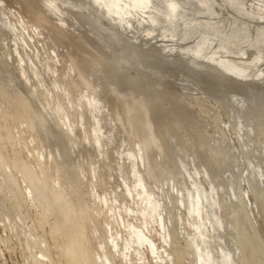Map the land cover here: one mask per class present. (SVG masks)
<instances>
[{"label":"rangeland","instance_id":"374dc122","mask_svg":"<svg viewBox=\"0 0 264 264\" xmlns=\"http://www.w3.org/2000/svg\"><path fill=\"white\" fill-rule=\"evenodd\" d=\"M203 1L204 0H0V38L4 36L0 39V53L3 51L0 57L5 52V54H3L4 57L2 56L0 58V74H2L0 75V94L2 92L3 94L7 93V96L9 97L6 100V94H2L0 96V108L2 109L1 104L3 106V110L0 111V124L3 122L0 125L3 135V139L0 140V153L2 156L0 161V264H71L68 262L67 256L63 254L64 244L67 238L61 233H56L53 228L57 222V219H60L59 211L57 209L58 207L55 206L52 210L53 212L46 209L45 204L43 201H41L42 199H40V197L37 195L35 188L32 187L34 190L31 189L26 177L17 167L13 165L12 160L14 159L17 162H22L25 164L34 173H38V179L40 177L42 178H40L41 181L39 179L40 182H38L36 185L37 189L41 184L47 188L50 186L49 189L57 192L58 195L60 193V196L62 199H64L63 201L73 205L74 210L78 215V219L80 217L79 220L85 225V241L83 240L84 243L82 242V244L85 246L83 247L85 254L88 256V259L90 258L88 260L89 264H95L93 262V256L97 251L103 252V250L107 253V255L109 254L108 256L110 258L113 257V261L118 264V257L120 254L113 243L114 238L112 236L114 234L118 236L122 234L124 236V241L120 242V249H122L123 246H125L126 238L131 237V233L126 236L123 234V232L125 229H127V227L131 228L132 224L136 223L139 216L142 218V220H144V224L149 225L148 230L145 225L146 229L142 230L141 234L143 233V237H148L150 240L147 241V239H144L141 244H139V248L144 251L146 250V246L152 243V246L154 247V257H150L151 260L149 261L153 264H167V260H169L170 264H173V262H175V264H200L201 262V264H217L215 258L208 259V256L202 251V245L207 242L206 239L209 240V236L212 233V226L208 215L209 213L207 211V206H209V210L219 216L222 220V225L216 232L217 236H214L213 239L209 240L211 249L215 255H219L221 251L228 250L231 253V257L233 256L235 258L234 259L232 257L231 261H221L220 264H264V261H262L264 260V212H261L254 200V197L257 194L264 196V129H262L264 128V122L261 124V121H264V103H262L264 102V99H261L264 98V95H262V93H264V82H262L264 81L262 80L264 79V46H262L264 45V39L261 38V36H264L261 35V32L264 33V15H262V13H264V0H205L206 2L204 1V3ZM205 10L208 12L210 11L209 14ZM4 11L6 16H4ZM180 15L182 17H180ZM11 21L14 22L12 23ZM5 23L6 25H4ZM9 24L15 26L13 33L8 27ZM244 29H246V32ZM7 30H10L11 33ZM15 31L18 33V36ZM256 33L259 34V37ZM93 34L96 35V37H94ZM246 34L249 35L247 36ZM257 38L261 39L258 40ZM80 41L83 44L85 42L86 43L83 45ZM60 45H62V47ZM59 50H63V52H60ZM119 50L120 52H118ZM120 53H123V55L121 54L122 57H120ZM112 55L114 59L118 56L120 58H116L115 60L117 61L113 59V62L111 63L110 60L112 61ZM123 56H126L127 60L124 59L125 57L123 58ZM48 59H50V61L54 64L50 63L52 64L50 65L48 63L50 62ZM102 59L104 60L102 61ZM1 60L5 63H2ZM65 60L68 62H65ZM100 62L101 66L98 65ZM62 65L64 66L61 67ZM241 65L243 68H241ZM82 66L84 67L82 68ZM67 67H70V69L68 68L70 72ZM84 68L85 70L87 68V72L84 70ZM92 68L93 71H91ZM66 69L68 71H66ZM245 69L248 70L245 71ZM56 70L58 71L56 72ZM109 70H114L115 73L113 74L116 77L113 76L112 71L109 73ZM1 71L3 73H1ZM94 76L96 77L94 78ZM254 76L257 77L255 78ZM53 79H55V81ZM179 79H182L181 81L183 82L179 81ZM258 79L260 82H258ZM99 80L101 82H99ZM202 80H205V83ZM192 81H194L195 84ZM7 82L10 85H7ZM188 82L190 85H187ZM202 82L203 84H201ZM230 82L232 83L230 84ZM76 83L78 85H76ZM101 83L103 87L101 86ZM237 83L244 86L241 87ZM148 84L150 85L147 86ZM227 84L228 87H226ZM254 84H257V86ZM12 85L14 89H11ZM199 85H201V88L204 86L206 90L204 88L201 89ZM234 86H236V88ZM245 86L250 90H248ZM15 87L17 91H15ZM45 87L47 88L45 89ZM243 88H245V93L242 91ZM255 88L258 92H261V94L256 93L257 91ZM94 89L96 92H94ZM238 89H240V92L242 91L241 94ZM10 90L13 92L11 91V93H9ZM183 90H185L184 92H187H181ZM192 90L193 92H191ZM231 90L234 92L238 91L236 96L239 94L240 97L236 98L235 94H233L234 92H230ZM114 91H116V94H114ZM248 91L252 93H248ZM187 93L190 95L188 96ZM82 94H84L83 97ZM136 94H139L138 96H142L143 98L141 97V100L138 99L140 97H138ZM242 94L243 97L246 94L248 99L244 97L245 101H243ZM77 95L78 97H76ZM252 95L254 96L252 97ZM3 96H5V98ZM79 96L82 97V101ZM85 96L88 98L86 99ZM230 96H232L238 103L233 101L234 99L232 97L230 98ZM256 96H258L257 98L261 99L259 102L258 100L254 101L257 99L255 98ZM2 97L5 99L4 102ZM75 98L76 100H74ZM103 98L107 99L104 100L106 104L102 102ZM194 98L197 99L194 100ZM120 99L124 104H121L122 101ZM187 100L192 102L191 106ZM248 100L250 101V104L248 103ZM84 101L86 103L88 102V104L85 103L87 108H85ZM28 102L30 107L28 106ZM94 103L99 104L93 105ZM108 103H110L109 105H112L113 107L111 106V108ZM216 103L217 105L215 108ZM192 104H194V106ZM240 104L242 107L245 104V108H242ZM25 105H27L31 111L33 118L32 121H28L29 119L27 118V109ZM124 105H126V107ZM138 105H140V107ZM223 105L227 109L223 110ZM6 106H9V109ZM187 106H189V108H187ZM247 106H249L248 109ZM88 107L91 108L89 109ZM183 107L184 111L182 110ZM232 107L234 109L231 111L230 108ZM254 107L257 109V111L253 109ZM84 108L88 111L86 112L83 110ZM220 108H222V111ZM39 109L41 112L44 111L43 114ZM92 110L96 113H93ZM121 110L122 112H120ZM125 110L127 113L126 115L124 114ZM227 110H229V112H227ZM236 110L237 113L235 112ZM241 110H243V112ZM247 110H250L253 113ZM12 111L14 118L13 115L11 116ZM224 111H226L227 114ZM3 112L6 116L8 115V118H5L6 116L2 115ZM79 112H82L83 114H79ZM103 112L106 117L104 116ZM114 112H119L120 114L117 113L118 115H116L120 118L116 117ZM183 112H186L185 115H183ZM231 112L235 116H232ZM15 113L17 116H15ZM187 114L191 116L193 114V117H188ZM89 115L91 117H89ZM245 115L249 117L247 118ZM43 116H45V118ZM34 117L36 118V122L34 121ZM88 117L90 118L89 120ZM166 117H168L167 120ZM185 117H187V119ZM226 117L229 119H226ZM236 117L237 120L239 118L238 121L240 126H235L233 123L238 122L236 121ZM255 117H257V119ZM82 118L83 120H81ZM123 118L125 119V122L126 120L128 122L125 123ZM216 118L218 119L219 124H217V121H215L217 120ZM180 119L181 121L178 124L177 122ZM184 119L186 121L189 119L191 122H195L196 126L191 122H189V125H187L188 122H185ZM233 119L234 121H232ZM107 120L110 123H108ZM169 121L170 123H168ZM243 121L247 125H241V122L243 123ZM246 121H249L248 123L251 121L252 122L249 125L246 123ZM8 122H10L9 125ZM148 123L151 126V133L145 128V125ZM184 123L186 124L184 125ZM190 123L192 125H190ZM256 123H260V126H258ZM15 124H17L18 127ZM28 124L30 127H28ZM33 124L34 126L32 127L31 125ZM54 124L56 125L54 126ZM177 124L179 126H177ZM214 124L216 125L214 126ZM67 125L69 127H67ZM251 125L256 130L253 127H250ZM19 126L21 128H19ZM134 126L136 130L132 132ZM186 126L190 127L187 128ZM243 126L245 128L247 126L249 127H247L248 129L241 132L244 128ZM255 126H258L259 129ZM235 127L239 133H236V129H234ZM241 127L243 128L239 131ZM19 129L20 132L18 131ZM107 129L109 133L112 134V138L110 134H108V131H106ZM185 129H187V131ZM172 130L174 131L172 132ZM6 131L7 133H5ZM193 131L196 133V135L193 133ZM201 131L202 133H200ZM234 131L237 135L234 133ZM15 132H17V134H15ZM256 132L259 133L257 134ZM26 133L27 135H25ZM69 133H72V136L69 135ZM159 133L162 134L158 135ZM246 133L248 135H246ZM184 134H189L187 135L188 138L185 137ZM15 135L17 137H15ZM105 135L109 136L108 139ZM121 135L122 137H120ZM137 135L138 138L136 137ZM149 135L150 137L154 138L155 144H153L145 152L142 148V143L149 137ZM250 135L252 137L254 135L256 136L251 138ZM10 136L15 137L16 141ZM104 136L106 139H104ZM220 137H223L224 140ZM244 137L246 139H244ZM217 138H219L221 141ZM247 138L249 140H247ZM130 139L133 143H131ZM253 139H255V141ZM202 140L208 142L204 143ZM251 140L254 142H251ZM21 141L22 143H20ZM62 141L66 143H63ZM107 141H109V143ZM249 141L252 143L251 146H248L247 148L244 146L246 151L241 149L243 145H240L239 142L241 144L245 143L247 146ZM23 142L26 144L24 145ZM212 142L215 146H213ZM62 145L66 146L65 152V146L63 147ZM191 146H194L195 148ZM206 146H209L210 148ZM197 147L200 149V152ZM71 150L72 153L70 152ZM215 150V154L220 153V155L210 154L214 153ZM48 151L51 153L49 154ZM98 151H100V153ZM55 152H57L58 155ZM198 154L200 159L198 158ZM56 155L58 158H56ZM217 156H219V159L216 158ZM210 157H213V163ZM164 158L167 159V161ZM214 159L215 161L219 160V163L215 162ZM198 160L200 162H198ZM165 161L168 162V164ZM223 161L225 165L222 163ZM64 162L66 163L64 164ZM35 164H37V166ZM217 164L221 167H219ZM138 166L140 169H138ZM226 166L227 170L224 172ZM57 167L59 172H63L62 176L58 171H56ZM218 167L221 169L219 170ZM5 168L7 169L8 173H10V175L6 173ZM192 168L195 170L193 171ZM207 170L208 172H205ZM68 171L70 172L68 173ZM57 175L61 177H59V181L61 182L58 181ZM208 175H213V182V178L209 176L211 179L209 180ZM250 176L255 179V181ZM5 177H8V180ZM140 180L141 183L146 187V192H144L142 188H139ZM143 181L145 183H143ZM215 181L218 184H215ZM251 182L253 183L250 184ZM66 183L68 185L70 183V185L68 186ZM75 186H78V188L76 189ZM32 201H34V203ZM94 203L96 205H94ZM157 204L159 207H157ZM98 206H100V208ZM157 208H159L158 211ZM247 210H249V212ZM239 211L242 214H239ZM237 213L238 215H241L242 218L241 216L237 217ZM232 216L237 218V220L240 219L241 222L243 221L242 224L238 220L244 232L246 231L248 236H252V234L255 235L254 239L257 241H254L257 242V244L261 243L260 241H262V244L259 245L257 250L252 254L254 257H252L251 262L241 258V251L237 246L239 243V236L232 230V223L235 221ZM94 217L97 221L94 219ZM223 218L225 220H223ZM113 221L115 222L114 224ZM253 223H256V226ZM102 225L106 227H103ZM109 226H112V228ZM230 229L233 231V233L230 231ZM159 230H161V233ZM89 233L90 235L92 233V235L90 236ZM233 238H236V240ZM54 239L57 240L55 241ZM161 239L164 240L162 241ZM228 240L229 242L227 245ZM157 241L159 243H157ZM107 244L108 246L106 247V250L111 248L109 253L104 249L105 245ZM99 245H101V247ZM199 251L201 253L203 252V255ZM257 254L261 256H257ZM203 256L205 258H203ZM94 258L97 257L94 256ZM157 258L160 260L158 261ZM202 258L207 261H204ZM143 261L146 263L148 262L149 264L147 258ZM143 261L135 259L134 263L143 264Z\"/></svg>","mask_w":264,"mask_h":264},{"label":"bare ground","instance_id":"6f19581e","mask_svg":"<svg viewBox=\"0 0 264 264\" xmlns=\"http://www.w3.org/2000/svg\"><path fill=\"white\" fill-rule=\"evenodd\" d=\"M168 1V0H167ZM205 1V0H204ZM204 1H203V3H204ZM217 1V0H216ZM128 2V1H127ZM140 2V1H139ZM177 2V1H176ZM188 2H191V1H188ZM206 2V1H205ZM104 3V2H103ZM174 3V2H173ZM219 3V2H218ZM123 4V3H122ZM198 4V3H197ZM206 4H208V3H206ZM206 4H204V5H206ZM183 5V4H182ZM192 5V4H191ZM2 6V5H1ZM48 6V5H47ZM173 6V5H172ZM217 6V5H216ZM7 7V6H6ZM12 7V6H11ZM186 7V6H185ZM202 7H205V6H202ZM39 8V7H38ZM176 8V7H175ZM189 8V7H188ZM187 8V9H188ZM206 8H207V6H206ZM205 8V9H206ZM211 8V7H210ZM165 9V8H164ZM183 9V8H182ZM196 9V8H195ZM2 10V9H1ZM10 10V9H9ZM178 10V9H177ZM189 10V9H188ZM204 10V9H203ZM207 10V9H206ZM205 10V11H206ZM193 11V10H192ZM204 11V12H205ZM44 12V11H43ZM198 12H200V11H198ZM203 12V11H202ZM206 12H208V11H206ZM210 12V11H209ZM209 12H208V14H209ZM1 13V12H0ZM4 13H5V11H4ZM4 13H2V14H4ZM12 13V12H11ZM179 13H180V11H179ZM9 14V13H8ZM165 15H166V13H165ZM204 15V14H203ZM260 15V14H259ZM262 15H264V13H262ZM4 16H6V13H5V15ZM13 16V15H12ZM15 16V15H14ZM64 16V15H63ZM118 16V15H117ZM10 17V16H9ZM56 17V16H55ZM180 17H182L181 15H180ZM260 17V16H259ZM8 18V17H7ZM69 18V17H68ZM252 18V17H251ZM262 18V17H261ZM5 19V18H4ZM8 19H10V18H8ZM7 19V20H8ZM49 19V18H48ZM237 19V18H236ZM43 20V19H42ZM50 20H52V19H50ZM66 20H68V19H66ZM214 20V19H213ZM65 21V20H64ZM70 21H72V20H70ZM235 21V20H234ZM12 23L14 22V21H11ZM15 22H18V21H15ZM45 22V21H44ZM72 22H74V21H72ZM241 22V21H240ZM244 22V21H243ZM9 23V22H8ZM18 24V23H17ZM56 24V23H55ZM4 25H6V23L4 24ZM15 25V24H14ZM65 25V24H64ZM246 26V25H245ZM8 27H9V29L10 30H12V33H13V30H14V28H15V26H13V25H8ZM17 27V26H16ZM67 27V26H66ZM86 27V26H85ZM5 28H6V26H5ZM20 28V27H19ZM22 28V27H21ZM247 28V27H246ZM262 29V28H261ZM10 30H7V31H9L10 32ZM246 29H244V31H245ZM250 30V29H249ZM4 31V30H3ZM2 31V32H3ZM88 31V30H87ZM238 31V30H237ZM243 31V32H244ZM258 31V30H257ZM16 32V31H15ZM246 32V31H245ZM11 33V32H10ZM17 33V32H16ZM20 33V32H19ZM242 33V32H241ZM7 34V33H6ZM21 34V33H20ZM37 34V33H36ZM71 34V33H70ZM244 34V33H243ZM242 34V35H243ZM256 34H258V33H256ZM2 35V34H1ZM13 35V34H12ZM53 35V34H52ZM94 35V34H93ZM107 35V34H106ZM234 35V34H233ZM236 35H239V34H236ZM247 35V34H246ZM249 35V34H248ZM247 35V36H248ZM261 35H264V33H262L261 32ZM17 36H18V33H17ZM258 37H259V34L257 35ZM4 36H2L1 38H3ZM35 37V36H34ZM47 37V36H46ZM46 37H45V40H46ZM51 37V36H50ZM84 37V36H83ZM94 37H96V35H94ZM234 37V36H233ZM236 37V36H235ZM240 37V36H239ZM244 37V36H243ZM0 38V39H1ZM105 38V37H104ZM241 38V37H240ZM248 38V37H247ZM261 38L262 39H264V36H261ZM260 38V39H261ZM16 39V38H15ZM233 39V38H232ZM239 39V38H238ZM245 39V38H244ZM258 40H260L259 38H257ZM4 40V39H3ZM96 40V39H95ZM100 40V39H99ZM240 40V39H239ZM2 41V40H1ZM84 41V40H83ZM87 41H88V39H87ZM250 41V40H249ZM262 41V40H261ZM22 42H23V40H22ZM27 42V41H26ZM33 42V41H32ZM50 42V41H49ZM81 42V41H80ZM3 43H4V41H3ZM36 43V42H35ZM64 43V42H63ZM82 43V42H81ZM86 43V42H85ZM84 43V44H85ZM258 43V42H257ZM34 44V43H33ZM83 44V43H82ZM83 44V45H84ZM102 44V43H101ZM15 45V44H14ZM116 45V44H115ZM262 45V44H261ZM19 46V45H18ZM45 46V45H44ZM61 47H62V45H60ZM96 46V45H95ZM94 46V47H95ZM202 46V45H201ZM258 46V45H257ZM262 46H264V45H262ZM1 47V46H0ZM66 47V46H65ZM90 47V46H89ZM114 47V46H113ZM253 47V46H252ZM20 48V47H19ZM23 48V47H22ZM39 48V47H38ZM59 48V47H58ZM83 48V47H82ZM115 48H116V46H115ZM114 48V49H115ZM2 49V48H1ZM21 49V48H20ZM63 49V48H62ZM93 49V48H92ZM173 49V48H172ZM46 50V49H45ZM90 50V49H89ZM193 50V49H192ZM2 51V50H1ZM8 51V50H7ZM60 51V50H59ZM67 51H68V49H67ZM127 51V50H126ZM166 51V50H165ZM196 51V50H195ZM3 52V51H2ZM1 52V53H2ZM43 52V51H42ZM56 52V51H55ZM60 52H63V50L62 51H60ZM92 52V51H91ZM112 52H113V49H112ZM115 52V51H114ZM118 52H120V50L118 51ZM190 52V51H189ZM1 53H0V55H1ZM25 53V52H24ZM31 53V52H30ZM54 53V52H53ZM70 53H72V52H70ZM69 53V54H70ZM3 54H5V52L3 53ZM2 54V56L4 57V55ZM7 54V53H6ZM51 54V53H50ZM118 54V53H117ZM123 55V53H120V57H122V55ZM128 54V53H127ZM141 54V53H140ZM37 55V54H36ZM60 55H61V53H60ZM101 55V54H100ZM192 55V54H191ZM1 56V57H2ZM55 56V55H54ZM57 56V55H56ZM64 56H65V53H64ZM118 56V55H117ZM257 56V55H256ZM255 56V57H256ZM0 57V58H1ZM7 57V56H6ZM59 57V56H58ZM69 57V56H68ZM71 57V56H70ZM99 57V56H98ZM119 56L118 57H116V58H120ZM125 57V58H124ZM11 58H13V57H11ZM24 58V57H23ZM63 58V57H62ZM66 58V57H65ZM97 58V57H96ZM115 58V59H116ZM123 58L124 59H126V56H123ZM209 58V57H208ZM258 58V57H257ZM256 58V59H257ZM260 58V57H259ZM4 59V58H3ZM7 59V58H6ZM36 59V58H35ZM34 59V60H35ZM38 59V58H37ZM44 59V58H43ZM58 59V58H57ZM80 59V58H79ZM79 59H78V61H79ZM112 61L110 60V62L112 63L113 62V59H114V57H113V55H112ZM114 59V60H115ZM225 59V58H224ZM32 60V59H31ZM45 60V59H44ZM55 60V59H54ZM53 60V61H54ZM104 59H102V61H103ZM106 60H108V59H106ZM127 60V59H126ZM227 60V59H226ZM2 61V60H1ZM6 61V60H5ZM7 61H8V59H7ZM48 61H50V59H48ZM60 61H62V60H60ZM67 60H65V62H66ZM99 61H100V58H99ZM115 61H117V60H115ZM121 61V60H120ZM55 62H56V60H55ZM68 62V61H67ZM70 62V61H69ZM72 62V61H71ZM98 62V61H97ZM235 62V61H234ZM2 63H5V62H3L2 61ZM8 63V62H7ZM6 63V64H7ZM10 63V62H9ZM23 63V62H22ZM28 63V62H27ZM37 63V62H36ZM49 64L50 63H52L51 61L50 62H48ZM58 63V62H57ZM62 63V62H61ZM64 63V62H63ZM194 63V62H193ZM16 64V63H15ZM25 64V63H24ZM38 64V63H37ZM52 64H54V63H52ZM52 64H50V65H52ZM101 64V62L98 64V65H100ZM235 64H237V63H235ZM239 64V63H238ZM47 65V64H46ZM55 65H57V64H55ZM67 65H68V63H67ZM88 65V64H87ZM97 65V64H96ZM97 65V66H98ZM246 65V64H245ZM244 65V66H245ZM4 66L6 67V65L4 64ZM17 66V65H16ZM58 66H59V64H58ZM64 65H62L61 67H63ZM101 66V65H100ZM27 67V66H26ZM49 67V66H48ZM84 66H82V68H83ZM99 67V66H98ZM104 67V66H103ZM117 67H119V66H117ZM136 67V66H135ZM187 67V66H186ZM206 67V66H205ZM1 68V67H0ZM53 68V67H52ZM60 68V67H59ZM70 69V67H67V69ZM72 68V67H71ZM91 68V67H90ZM101 68V67H100ZM189 68V67H188ZM239 68V67H238ZM241 68H243V66L241 65ZM247 68V67H246ZM3 69V68H2ZM9 69V68H8ZM20 69V68H19ZM49 69V68H48ZM51 69V68H50ZM56 69V68H55ZM66 69V71H68ZM112 69V68H111ZM146 69V68H145ZM152 69V68H151ZM230 69H231V67H230ZM248 69H249V67H248ZM247 69V70H248ZM251 69V68H250ZM253 69V68H252ZM1 70V69H0ZM53 70V69H52ZM84 70H85V68H84ZM98 70V69H97ZM101 70H102V68H101ZM100 70V71H101ZM108 70V69H107ZM166 70V69H165ZM164 70V71H165ZM240 70V69H239ZM246 69H245V71H247ZM13 71V70H12ZM28 71V70H27ZM54 71V70H53ZM58 70H56V72H57ZM86 72H87V68H86V70H85ZM91 71H93V68H92V70ZM103 71V70H102ZM112 71V74L113 73H115L114 72V70H109V73ZM116 71V70H115ZM196 71V70H195ZM253 71V70H252ZM255 71V70H254ZM257 71V70H256ZM259 71H261V70H259ZM15 72V71H14ZM63 72V71H62ZM65 72V71H64ZM69 72H70V70H69ZM73 72V71H72ZM96 72V71H95ZM94 72V73H95ZM117 72H119V71H117ZM244 72V71H243ZM1 73H3L2 71H1ZM16 73V72H15ZM37 73V72H36ZM39 73V72H38ZM49 73V72H48ZM123 73V72H122ZM13 74V73H12ZM60 74V73H59ZM67 74V73H66ZM71 74V73H70ZM86 74V73H85ZM84 74V75H85ZM105 74V73H104ZM111 74V75H112ZM167 74V73H166ZM176 74V73H175ZM198 74V73H197ZM200 74V73H199ZM259 74H261V73H259ZM0 75H2V74H0ZM94 75H96V74H94ZM122 75V74H121ZM124 75V74H123ZM16 76V75H15ZM31 76V75H30ZM65 76H67V75H65ZM113 76H114V74H113ZM173 76H174V74H173ZM178 76V75H177ZM176 76V77H177ZM208 76V75H207ZM17 77V76H16ZM33 77V76H32ZM96 76H94V78H95ZM100 77V76H99ZM98 77V78H99ZM114 77H116V76H114ZM120 77V76H119ZM123 77V76H122ZM201 77V76H200ZM255 77V76H254ZM257 77V76H256ZM255 77V78H256ZM42 78V77H41ZM54 78V77H53ZM65 78V77H64ZM68 78V77H67ZM178 78H179V76H178ZM9 79V78H8ZM46 79V78H45ZM48 79V78H47ZM103 79V78H102ZM107 79V78H106ZM121 79V78H120ZM202 79V78H201ZM222 79V78H221ZM54 81H55V79H53ZM68 80V79H67ZM98 80V79H97ZM111 80V79H110ZM174 80V79H173ZM178 80V79H177ZM176 80V81H177ZM182 80V79H181ZM180 79H179V81H181ZM262 80H264V79H262ZM19 81V80H18ZM29 81V80H28ZM41 81V80H40ZM75 81V80H74ZM148 81V80H147ZM163 81V80H162ZM203 81V80H202ZM205 81V80H204ZM203 81V82H204ZM2 82V81H1ZM10 82V81H9ZM36 82H38V81H36ZM78 82V81H77ZM85 82V81H84ZM99 82H101L100 80H99ZM112 82V81H111ZM181 82H183V81H181ZM190 82V81H189ZM189 82H188V84L187 85H190L189 84ZM192 82H194V81H192ZM201 82V81H200ZM203 82L201 83V84H203ZM256 82V81H255ZM258 82H260V80L258 79ZM262 82H264V81H262ZM261 82V83H262ZM4 83V82H3ZM2 83V84H3ZM67 83V82H66ZM86 83V82H85ZM105 83V82H104ZM103 83V84H104ZM161 83V82H160ZM180 83V82H179ZM185 83V82H184ZM183 83V84H184ZM197 83H198V81H197ZM205 83V82H204ZM232 82H230V84H231ZM6 84V83H5ZM23 84V83H22ZM39 84V83H38ZM57 84H58V82H57ZM194 84H195V82H194ZM238 84V83H237ZM247 84V83H246ZM7 85H10V84H8V82H7ZM76 85H78L77 83H76ZM96 85H97V83H96ZM121 85V84H120ZM150 84H148L147 86H149ZM163 85V84H162ZM180 85H182V84H180ZM186 85V84H185ZM234 85V84H233ZM239 85V84H238ZM237 85V87L239 88V86H244V85H239L238 86ZM255 85V84H254ZM2 86V85H1ZM25 86V85H24ZM79 86H80V83H79ZM78 86V87H79ZM90 86V85H89ZM101 86H102V83H101ZM154 86H155V84H154ZM164 86V85H163ZM184 86V85H183ZM194 86V85H193ZM197 86V85H196ZM201 85H199V87H200ZM231 86V85H230ZM248 86V85H247ZM251 86H252V84H251ZM255 86H257V84L255 85ZM3 87H4V85H3ZM12 88L11 89H14L13 88V85L11 86ZM18 87V86H17ZM56 87V86H55ZM68 87V86H67ZM73 87V86H72ZM92 87V86H91ZM103 87V86H102ZM179 87H181V86H179ZM185 87H187V86H185ZM203 88H204V86H202ZM226 87H228V84H227V86ZM235 88H236V86H234ZM234 87H233V89H234ZM246 87V86H245ZM248 87H250V86H248ZM6 88V87H5ZM9 88V87H8ZM47 87H45V89H46ZM201 88V87H200ZM203 88H201V89H203ZM225 88V87H224ZM231 88H232V86H231ZM230 88V89H231ZM247 88V87H246ZM254 88V87H253ZM66 89V88H65ZM68 89V88H67ZM89 89V88H88ZM101 89V88H100ZM148 89H150V88H148ZM185 89V88H184ZM189 89V88H188ZM193 89V88H192ZM205 89V88H204ZM229 89V88H228ZM242 89V88H241ZM248 89V88H247ZM259 89V88H258ZM1 90V89H0ZM33 90V89H32ZM37 90V89H36ZM97 90V89H96ZM116 90V89H115ZM174 90V89H173ZM179 90H180V88H179ZM206 90V89H205ZM245 90V88H243V90L242 91H244ZM248 90H250V89H248ZM251 90H252V88H251ZM254 90V89H253ZM255 90H256V88H255ZM4 91V90H3ZM11 91L12 90H10V92L9 93H11ZM15 91H17L16 90V87H15ZM78 91V90H77ZM86 91H88V90H86ZM91 91V90H90ZM100 91V90H99ZM103 91V90H102ZM164 91H166V90H164ZM175 91V90H174ZM185 90H183V91H181V92H184ZM217 91V90H216ZM238 91L240 92V89H238ZM238 91L237 92H234V91H230L231 93H233V94H235V96H236V93H238ZM241 91V92H242ZM257 91V90H256ZM261 91V90H260ZM13 92V91H12ZM38 92V91H37ZM94 92H96L95 91V89H94ZM115 93L114 94H116V91H114ZM162 92V91H161ZM187 92V91H186ZM186 92H184V93H186ZM190 92V91H189ZM191 92H193V90L191 91ZM195 92V91H194ZM202 92H203V90H202ZM225 92V91H224ZM241 92H240V94H241ZM15 93V92H14ZM78 93H79V91H78ZM98 93V92H97ZM230 93V94H231ZM244 93H245V91H244ZM248 93H252V92H250V91H248ZM256 93H260L261 94V92H256ZM3 94V92L0 94V96ZM4 94H6V96H7V93H4ZM3 94V95H4ZM50 94V93H49ZM59 94V93H58ZM71 94V93H70ZM73 94V93H72ZM102 94V93H101ZM140 94V93H139ZM138 94V95H139ZM174 94V93H173ZM210 94V93H209ZM254 94H255V92H254ZM12 95H13V93H12ZM69 95V94H68ZM80 95V94H79ZM83 95L84 94H82V97H83ZM103 95V94H102ZM112 95V94H111ZM137 95V94H136ZM137 95V96H138ZM141 95V94H140ZM187 95H188V93H187ZM190 95V94H189ZM188 95V96H189ZM206 95V94H205ZM228 95V94H227ZM239 94H237V96H236V98L238 97H240V95L238 96ZM262 95H264V93H262ZM16 96V95H15ZM17 96H19V95H17ZM24 96V95H23ZM22 96V97H23ZM35 96V95H34ZM33 96V97H34ZM99 96V95H98ZM105 96V95H104ZM116 96V95H115ZM114 96V97H115ZM118 96V95H117ZM132 96V95H131ZM134 96V95H133ZM136 96V97H137ZM212 96V95H211ZM223 96V95H222ZM250 96H251V94H250ZM254 95H252V97H253ZM4 98H5V96H3ZM2 97V98H3ZM12 97V96H11ZM76 97H78V95L76 96ZM80 97V96H79ZM82 97H80V99L82 98ZM92 97V96H91ZM122 97V96H121ZM135 97V98H136ZM138 97H140V96H138ZM142 97V96H141ZM138 98V99H142V98ZM169 97V96H168ZM183 97H185V96H183ZM191 97V96H190ZM209 97V96H208ZM216 97V96H215ZM232 96H230V98H231ZM244 97H246V94L244 95ZM244 97H243V94H242V98H243V101H245L244 100ZM252 97H250V98H252ZM258 96H256L255 98H257ZM261 97V96H260ZM1 98V99H2ZM3 98V102H4V100L6 99L7 100V98H9L8 96L4 99ZM23 98H25V97H23ZM27 98V97H26ZM35 98V97H34ZM55 98V97H54ZM72 98V97H71ZM85 98H86V96H85ZM88 98V97H87ZM86 98V99H87ZM120 98V97H119ZM186 98V97H185ZM233 98V97H232ZM247 98V97H246ZM13 99V98H12ZM36 99V98H35ZM44 99H45V97H44ZM59 99V98H58ZM63 99H64V97H63ZM70 99V98H69ZM80 99H79V101H80ZM91 99V98H90ZM98 99V98H97ZM99 99H101V98H99ZM160 99V98H159ZM170 99V98H169ZM195 99H197V98H194V100ZM210 99H211V97H210ZM213 99V98H212ZM214 99H216V98H214ZM219 99V98H218ZM234 99V98H233ZM232 99V100H233ZM248 99V98H247ZM253 99V98H252ZM261 99H264V98H261ZM260 98H257L256 100H254V101H257L258 100V102H259V100H261ZM74 100H76V98L74 99ZM84 100V99H83ZM103 100V101H102ZM101 101L102 102H104V100H107V99H105V98H103ZM121 100V99H120ZM119 100V101H120ZM134 100V99H133ZM81 101H82V99H81ZM89 101V100H88ZM122 101V100H121ZM188 102H189V100H187ZM193 101V100H192ZM196 101H198V100H196ZM206 101V100H205ZM216 101V100H215ZM215 101H213V102H215ZM233 101H236L235 99L233 100ZM242 101V100H241ZM65 102V101H64ZM75 102V101H74ZM96 102V101H95ZM101 102V103H102ZM109 102V101H108ZM125 102V101H124ZM141 102V101H140ZM185 102H186V100H185ZM204 102V101H203ZM220 102V101H219ZM227 102V101H226ZM231 102V101H230ZM237 102V101H236ZM250 101L248 100V103H249ZM257 102V103H258ZM0 103H1V101H0ZM19 103V102H18ZM76 103V102H75ZM86 102L84 101V104H85ZM105 104H106V102H104ZM104 103H102V104H104ZM110 103H112V102H110ZM110 103H108V105L110 104ZM121 103V102H120ZM119 103V104H120ZM142 103V102H141ZM144 103V102H143ZM169 103V102H168ZM184 103V102H183ZM190 103V106H191V103L192 102H189ZM189 103H188V105H189ZM201 103V102H200ZM238 103V102H237ZM242 103H244V102H242ZM246 103H247V101H246ZM255 103V102H254ZM262 103H264V102H262ZM3 104H6V103H3ZM28 104H29V102H28ZM32 104V103H31ZM41 104V103H40ZM54 104V103H53ZM78 104V103H77ZM82 104V103H81ZM86 104H88V102L86 103ZM86 104H85V108H87L86 107ZM97 104H99V103H97ZM97 104H93V105H97ZM104 104V105H105ZM121 104H124L123 103V101H122V103ZM120 104V105H121ZM202 104V103H201ZM228 104V103H227ZM231 104V103H230ZM250 104V103H249ZM248 104V105H249ZM20 105V104H19ZM135 105H137V104H135ZM134 105V106H135ZM144 105V104H143ZM142 105V106H143ZM183 105V104H182ZM185 105H186V103H185ZM193 106H194V104H192ZM195 105H196V103H195ZM199 105V104H198ZM203 105H205V104H203ZM209 105H212V104H209ZM216 105H217V103L215 104V108H216ZM245 105V104H244ZM244 105H243V107H242V105L240 104V106L242 107V108H245L244 107ZM251 105H253V104H251ZM18 106V105H17ZM26 106V109H27V111H26V114H27V118L29 119L28 121H32L33 120V118H32V115H31V111L29 110V108H28V106L30 107V104L27 106V105H25ZM50 106V105H49ZM83 106V105H82ZM110 106V105H109ZM112 106V105H111ZM110 106V107H111ZM125 107H126V105H124ZM139 107H140V105H138ZM184 106V105H183ZM202 106V105H201ZM224 106V105H223ZM237 106H239V105H237ZM250 106V105H249ZM249 106H247V109H248V107ZM257 106H259V105H257ZM1 107H2V109L0 108V111L1 110H3V106H2V104H1ZM6 107H8V109H9V106H6ZM13 107V106H12ZM73 107V106H72ZM76 107V106H75ZM113 107V106H112ZM111 107V108H112ZM114 107H117V106H114ZM146 107V106H145ZM144 107V108H145ZM157 107H158V105H157ZM212 107V106H211ZM219 107V106H218ZM217 107V108H218ZM225 107V106H224ZM223 107V110L224 109H227L226 107L224 108ZM235 107V106H234ZM18 108H19V106H18ZM45 108V107H44ZM63 108V107H62ZM68 108V107H67ZM85 108L83 109V110H85ZM89 108V107H88ZM91 108V107H90ZM89 108V109H90ZM94 108V107H93ZM101 108V107H100ZM109 108V107H108ZM121 108V107H120ZM185 108H186V106H185ZM187 108H189V106H187ZM213 108V107H212ZM211 108V109H212ZM241 108V109H242ZM251 108V107H250ZM249 108V109H250ZM7 109V108H6ZM42 109V108H41ZM80 109V108H79ZM114 109V108H113ZM112 109V110H113ZM127 109V108H126ZM161 109V108H160ZM214 109V108H213ZM222 108H220V110H221ZM232 109H234L233 107L232 108H230V110L232 111ZM238 109V108H237ZM240 109V108H239ZM255 111H257V109L254 107L253 108ZM253 109H251V110H253ZM5 110V109H4ZM40 110V109H39ZM43 110V109H42ZM111 110V109H110ZM120 110V109H119ZM124 110V109H123ZM151 110V109H150ZM182 110L184 111V107L182 108ZM187 110V109H186ZM245 110V109H244ZM253 110V111H254ZM9 111V110H8ZM22 111V110H21ZM46 111V110H45ZM77 111V110H76ZM86 112L88 111V110H85ZM113 111H115V110H113ZM112 111V112H113ZM118 111V110H117ZM162 111V110H161ZM222 111V110H221ZM234 111V110H233ZM239 111V110H238ZM242 112H243V110H241ZM247 111H250V110H247ZM261 111V110H260ZM17 112V111H16ZM39 112V111H38ZM40 112H41V110H40ZM39 112V113H40ZM43 112L44 111H42L41 113L43 114ZM92 112H93V110H92ZM95 112V111H94ZM93 112V113H94ZM116 112V111H115ZM114 112V113H115ZM120 112H122V110L120 111ZM125 113V115L127 114L126 113V110L124 111ZM165 112H166V109H165ZM217 112V111H216ZM224 112H226V111H224ZM227 112H229V110H227ZM227 112H226V114H227ZM236 113H237V110L235 111ZM234 112V113H235ZM240 112V111H239ZM241 112V113H242ZM250 112H252V111H250ZM258 112H259V110H258ZM4 113V112H3ZM2 113V115L4 116L5 115V113L3 114ZM6 113H7V111H6ZM9 113V112H8ZM82 112H79V114H81ZM96 113V112H95ZM97 113H98V111H97ZM114 113H112V114H114ZM118 114H120L119 112H117ZM117 113H115V115L117 114ZM186 113V112H185ZM185 113L183 112V115H185ZM244 113H246V112H244ZM253 113V112H252ZM260 113V112H259ZM258 113V115L260 116V114ZM1 114V113H0ZM11 114V113H10ZM16 114V113H15ZM21 114H23V113H21ZM83 114V113H82ZM103 114H104V112H103ZM117 114V115H118ZM142 114V113H141ZM223 114V113H222ZM239 114V113H238ZM237 114V115H238ZM13 115V111H12V114H11V116ZM34 115V114H33ZM86 115V114H85ZM94 115V114H93ZM116 115V117H118V118H120L119 116H117ZM122 115V114H121ZM162 115V114H161ZM181 115V114H180ZM183 115H181V116H183ZM188 115V117L189 116H191V115H189V114H187ZM186 115V116H187ZM214 115H216V114H214ZM225 115V114H224ZM228 115H229V113H228ZM231 115L232 116H235L232 112H231ZM230 115V116H231ZM243 115V114H242ZM249 115V114H248ZM262 115V114H261ZM6 116V115H5ZM8 116V115H7ZM5 117V118H8V117ZM15 116H17V114L15 115ZM23 116H25V115H23ZM79 116V115H78ZM104 116L106 117V115L104 114ZM177 117H179L178 115H176ZM244 116V115H243ZM242 116V117H243ZM247 115H245V117H246ZM255 116H257V115H255ZM1 117V116H0ZM10 117V116H9ZM44 118H45V116H43ZM89 117H91L90 115H89ZM88 117V120L90 119ZM94 117V116H93ZM98 117V116H97ZM116 117H115V119H116ZM123 117H124V115H123ZM144 117V116H143ZM176 117V118H177ZM191 117H193V114H192V116ZM238 117V116H237ZM237 117H236V121H238L239 120V118H238V120H237ZM244 117V118H245ZM249 116H247V118H248ZM252 117H254V116H252ZM262 117V116H261ZM13 118H14V115H13ZM19 118V117H18ZM42 118V117H41ZM55 118H57V117H55ZM63 118V117H62ZM72 118V117H71ZM77 118V117H76ZM110 118H111V115H110ZM122 118V117H121ZM125 118H126V116H125ZM167 118L168 117H166V120H167ZM186 119H187V117H185ZM196 118V117H195ZM256 119H257V117H255ZM38 119V118H37ZM94 119V118H93ZM107 119V118H106ZM124 119V118H123ZM146 119V118H145ZM193 119V118H192ZM217 119V118H216ZM226 119H229V118H227L226 117ZM5 120V119H4ZM20 120V119H19ZM24 120H25V118H24ZM36 120V118L34 117V121ZM43 120V119H42ZM63 120V119H62ZM73 120V119H72ZM81 120H83V118L81 119ZM100 120V119H99ZM121 120V119H120ZM119 120V121H120ZM163 120V119H162ZM174 120H175V117H174ZM185 120V119H184ZM240 120H241V118H240ZM262 120V119H261ZM11 121V120H10ZM13 121H15V120H13ZM66 121V120H65ZM85 121H86V119H85ZM98 121V120H97ZM110 121V120H109ZM124 122H125V119L123 120ZM150 121V120H149ZM148 121V122H149ZM161 121V120H160ZM171 121V120H170ZM170 121L168 122V123H170ZM181 121V119L180 120H178V124H179V122ZM194 121H195V119H194ZM197 121V120H196ZM215 121H217V124H219L218 123V119L217 120H215ZM232 121H234V119L232 120ZM242 121V120H241ZM36 122V121H35ZM51 122H53V121H51ZM107 122H108V120H107ZM128 121L126 120V122L125 123H127ZM134 122V121H133ZM184 122V121H183ZM185 122H188L187 123V125H189V122H191V120H185ZM249 122V121H248ZM247 121H246V123H248ZM252 122V121H251ZM250 122V123H251ZM258 122H259V118H258ZM262 122H264V121H261V124H262ZM3 123V122H2ZM1 123V124H2ZM4 123H5V121H4ZM9 123L10 122H8V125H9ZM15 123V122H14ZM16 123H17V120H16ZM49 123V122H48ZM54 123V122H53ZM58 123V122H57ZM99 123V122H98ZM101 123V122H100ZM104 123H105V121H104ZM108 123H110V122H108ZM121 123V122H120ZM150 123H151V121H150ZM156 123V122H155ZM161 123H163V122H161ZM193 125H195V122H191ZM190 123V125H192ZM197 123V122H196ZM198 123H200V122H198ZM234 124H235V126H240V124H239V121L238 122H233ZM250 123H248L249 125H250ZM0 124V125H1ZM11 124H12V122H11ZM68 124V123H67ZM75 124V123H74ZM166 124H167V121H166ZM166 124H164V125H166ZM177 124V126H179ZM186 123H184V125H185ZM244 125L245 124V122L243 121V123L241 122V125ZM255 124V123H254ZM257 124V123H256ZM6 125V124H5ZM15 125H17V124H15ZM22 125V124H21ZM24 125H26V124H24ZM29 125V124H28ZM43 125V124H42ZM56 124H54V126H55ZM61 125V124H60ZM69 125V124H68ZM67 125V127H69ZM93 125V124H92ZM128 125V124H127ZM126 125V126H127ZM170 125V124H169ZM175 125V124H174ZM174 125H173V127H174ZM180 125H182V124H180ZM200 125V124H199ZM198 125V126H199ZM216 124H214V126H215ZM245 125H247V124H245ZM252 125H253V123H252ZM250 126V127H253V126ZM258 126H260V123L259 124H257ZM32 127L34 126V124L33 125H31ZM62 126V125H61ZM78 126V125H77ZM110 126V125H109ZM112 126V125H111ZM123 126V125H122ZM196 126V125H195ZM222 126V125H221ZM258 126L256 127V128H258ZM4 127H6V126H4ZM3 127V128H4ZM11 127V126H10ZM17 127H18V125H17ZM28 127H30V125L28 126ZM28 127H26V128H28ZM66 127V128H67ZM92 127V126H91ZM108 127V126H107ZM132 127H133V125H132ZM154 127V126H153ZM171 127V126H170ZM172 127V128H173ZM184 127V126H183ZM187 128H189L188 126H186ZM185 127V128H186ZM244 127V126H243ZM243 127H241L240 129H239V131L243 128ZM247 127H249V126H247ZM243 128L242 129V131L241 132H243V130H246V129H248V128ZM262 127V126H261ZM9 128V127H8ZM7 128V129H8ZM19 128H21L20 126H19ZM37 128V127H36ZM40 128V127H39ZM46 128V127H45ZM65 128V127H64ZM104 128H106V127H104ZM111 128V127H110ZM109 128V129H110ZM145 128L147 129V131L148 132H150L151 131V126L149 125V123L148 124H146L145 125ZM216 128V127H215ZM222 128H223V126H222ZM230 128V127H229ZM254 128V127H253ZM6 129V130H7ZM29 129V128H28ZM53 129V128H52ZM80 129V128H79ZM129 129V128H128ZM174 129V128H173ZM179 129V128H178ZM197 129V128H196ZM234 129H236V127L234 128ZM255 129V128H254ZM259 129V128H258ZM258 129H257V131H258ZM262 129H264V128H262ZM24 130H25V126H24ZM33 130V129H32ZM36 130V129H35ZM34 130V131H35ZM40 130V129H39ZM71 130V129H70ZM95 130V129H94ZM116 130H118V129H116ZM120 130V129H119ZM126 130V129H125ZM136 130V128H135V126H134V129H133V131L132 132H134ZM186 131H187V129H185ZM184 130V131H185ZM201 130V129H200ZM224 130V129H223ZM231 130V129H230ZM256 130V129H255ZM254 130V131H255ZM13 131H15V130H13ZM19 132H20V129L18 130ZM17 131V132H18ZM31 131V130H30ZM37 131V130H36ZM41 131V130H40ZM42 131H43V129H42ZM52 131V130H51ZM65 131V130H64ZM76 131V130H75ZM106 131H108V129L106 130ZM161 131V130H160ZM163 131V130H162ZM174 130H172V132H173ZM189 131V130H188ZM199 131V130H198ZM214 131H215V129H214ZM248 131H250V130H248ZM12 132V131H11ZM10 132V133H11ZM17 132H15V134H17ZM22 132H23V129H22ZM62 132H63V130H62ZM66 132V131H65ZM141 132V131H140ZM158 132V131H157ZM177 132V131H176ZM176 132H175V134H176ZM182 132H183V130H182ZM217 132V131H216ZM224 132V131H223ZM240 132V133H241ZM251 132H253V131H251ZM5 133H7V131L5 132ZM9 133V132H8ZM41 133V132H40ZM43 133H45V132H43ZM51 133V132H50ZM76 133V132H75ZM85 133V132H84ZM104 133H106V132H104ZM113 133V132H112ZM119 133V132H118ZM127 133V132H126ZM137 133H138V131H137ZM151 133V132H150ZM180 133V132H179ZM185 133V132H184ZM188 133H190V132H188ZM191 133H192V129H191ZM193 133H195L194 131H193ZM200 133H202V131L200 132ZM199 133V134H200ZM234 133H235V131H234ZM236 133H239L238 131H237V129H236ZM235 133V134H236ZM244 133H245V131H244ZM254 133V132H253ZM257 133V132H256ZM259 133V132H258ZM257 133V134H258ZM20 134V133H19ZM30 134V133H29ZM31 134H32V132H31ZM34 134V133H33ZM77 134V133H76ZM108 134H110L109 133V131H108ZM114 134V133H113ZM125 134V133H124ZM156 134V133H155ZM160 134H162V133H159L158 135H160ZM167 134V133H166ZM170 134V133H169ZM183 134V133H182ZM198 134V133H197ZM204 134V133H203ZM202 134V135H203ZM215 134V133H214ZM216 134H218V133H216ZM234 134V135H235ZM7 135V134H6ZM11 135V134H10ZM25 135H27V133L25 134ZM69 135H71L72 136V133L70 134L69 133ZM78 135V134H77ZM103 135V134H102ZM112 134H110V136H111ZM128 135V134H127ZM140 135V134H139ZM152 135V134H151ZM177 135V134H176ZM187 135H189V134H187ZM187 135H185L184 134V136L185 137H187L188 138V136ZM195 135H196V133H195ZM194 135V136H195ZM202 135H200V136H202ZM237 135V134H236ZM235 135V136H236ZM246 135H248L247 133H246ZM7 136H9V135H7ZM20 136V135H19ZM43 136H44V134H43ZM86 136V135H85ZM105 136H107V135H105ZM104 136V139H106V137ZM126 136V135H125ZM133 136H134V134H133ZM155 136V135H154ZM183 136V137H184ZM199 136V137H200ZM214 136H216V135H214ZM219 136H220V134H219ZM218 136V137H219ZM251 136V135H250ZM254 136H256V135H254ZM254 136L252 137L251 136V138H254ZM11 137V136H10ZM9 137V138H10ZM15 137H17L16 135H15ZM15 137H11L12 139L14 138V140H15ZM36 137V136H35ZM35 137H33V138H35ZM65 137V136H64ZM63 137V138H64ZM78 137V136H77ZM100 137V136H99ZM108 137L109 136H107V139H108ZM120 137H122V135L120 136ZM119 137V138H120ZM129 137V136H128ZM128 137H126V138H128ZM137 138H138V135L136 136ZM156 137V136H155ZM161 137H163V136H161ZM182 137V136H181ZM190 137H192V136H190ZM198 137V136H197ZM203 137H205V136H203ZM217 137V136H216ZM224 137V136H223ZM223 137H220L221 139H223ZM227 137V136H226ZM10 138V139H11ZM22 138V137H21ZM46 138H48V137H46ZM59 138H61V137H59ZM67 138V137H66ZM86 138V137H85ZM111 138H112V136H111ZM130 138V137H129ZM135 138V137H134ZM157 138V137H156ZM195 138V137H194ZM193 138V139H194ZM202 138V137H201ZM249 138V137H248ZM247 138V140H249ZM3 139V135H2V132H1V127H0V140H2ZM23 139V138H22ZM21 139V140H22ZM25 139V138H24ZM75 139V138H74ZM77 139V138H76ZM116 139V138H115ZM159 139V138H158ZM192 139V138H191ZM212 139H214V138H212ZM216 139V138H215ZM217 139H219V138H217ZM243 139V138H242ZM241 139V140H242ZM244 139H246L245 137H244ZM244 139H243V141H244ZM256 139H257V137H256ZM33 140H35V139H33ZM78 140V139H77ZM110 140V139H109ZM204 140V139H203ZM202 140V142H204V143H207V142H205V141H203ZM207 140V139H206ZM220 140V139H219ZM224 140V139H223ZM238 140H240V139H238ZM247 140H246V142H247ZM254 141H255V139H253ZM253 140H251V142L253 141ZM13 141V140H12ZM16 141V140H15ZM15 141H13V142H15ZM20 141V140H19ZM45 141V140H44ZM48 141H49V139H48ZM79 141V140H78ZM106 141V140H105ZM130 141H131V139H130ZM157 141H160V140H157ZM221 141V140H220ZM242 141V142H243ZM253 141V142H254ZM12 142V143H13ZM25 142V141H24ZM23 142V143H24ZM36 142V141H35ZM53 142V141H52ZM63 142V141H62ZM72 142V141H71ZM108 143H109V141H107ZM155 141H154V138L153 137H150V135H149V137L146 139V140H144L143 141V143H142V148H143V150L146 152L153 144H155L154 143ZM245 142V141H244ZM18 143V142H17ZM20 143H22V141L20 142ZM48 143V142H47ZM63 143H66V142H63ZM111 143V142H110ZM120 143H121V141H120ZM131 143H133L132 141H131ZM160 143V142H159ZM163 143V142H162ZM203 143V144H204ZM213 143V142H212ZM249 143H250V141H249ZM247 143L248 145L246 146V144L245 143H243V144H241L240 142H239V144L240 145H243V147L241 148V149H244V146L247 148L248 146L250 147L251 146V144L252 143ZM14 144V143H13ZM26 143H24V145H25ZM50 144V143H49ZM73 144V143H72ZM129 144V143H128ZM135 144V143H134ZM196 144V143H195ZM245 144V145H244ZM28 145V144H27ZM36 145V144H35ZM40 145V144H39ZM55 145V144H54ZM71 145V144H70ZM80 145V144H79ZM104 145V144H103ZM164 145V144H163ZM191 145V144H190ZM206 145V144H205ZM222 145V144H221ZM220 145V146H221ZM28 146H30V145H28ZM28 146H27V148H28ZM46 146H48V145H46ZM50 146V145H49ZM63 147L65 146V145H62ZM73 146V145H72ZM71 146V147H72ZM94 146V145H93ZM132 146H133V144H132ZM173 146H174V144H173ZM213 146H215L214 145V143H213ZM252 146H254V145H252ZM36 147H37V145H36ZM191 147H194V146H191ZM206 147H209V146H206ZM22 148V147H21ZM26 148V149H27ZM30 148H32V147H30ZM99 148V147H98ZM195 148V147H194ZM210 148V147H209ZM36 149V148H35ZM61 149V148H60ZM82 149V148H81ZM84 149V148H83ZM113 149V148H112ZM122 149V148H121ZM124 149V148H123ZM191 149H193V148H191ZM197 149H199L198 147H197ZM196 149V150H197ZM205 149H207V148H205ZM212 149V148H211ZM213 149H214V147H213ZM226 149V148H225ZM56 150V149H55ZM58 150V149H57ZM65 150H66V146H65V149H64V152H65ZM156 150V149H155ZM193 150H195V149H193ZM245 150V149H244ZM249 150V149H248ZM247 150V151H248ZM29 151V150H28ZM31 151V150H30ZM45 151V150H44ZM63 151V150H62ZM78 151H79V149H78ZM119 151V150H118ZM121 151V150H120ZM153 151V150H152ZM179 151V150H178ZM201 151H203V150H201ZM212 151V150H211ZM242 151V150H241ZM246 151V150H245ZM245 151H243V152H245ZM49 152V151H48ZM71 153H72V150L70 151ZM86 152V151H85ZM99 153H100V151H98ZM195 152H197V151H195ZM199 152H200V149H199ZM198 152V153H199ZM213 152V151H212ZM215 152H216V150L214 151V153H210V154H215ZM27 153V152H26ZM46 153V152H45ZM51 152H49V154H50ZM56 154H57V152H55ZM89 153V152H88ZM125 153V152H124ZM134 153V152H133ZM250 153V152H249ZM85 154H87V153H85ZM200 154V153H199ZM199 154H198V156H199ZM219 155H220V153H218ZM218 154H215V155H218ZM233 154V153H232ZM231 154V155H232ZM247 154V153H246ZM7 155V154H6ZM48 155V154H47ZM55 155V154H54ZM58 155V154H57ZM56 155V158H58V156ZM67 155V154H66ZM83 155V154H82ZM96 155V154H95ZM98 155V154H97ZM196 155V154H195ZM244 155H245V153H244ZM27 156H29V155H27ZM30 156H31V154H30ZM88 156V155H87ZM155 156V155H154ZM250 156H252V155H250ZM124 157H126V156H124ZM156 157V156H155ZM197 157V156H196ZM219 156H217L216 158H218ZM1 158H2V156H1V153H0V161H1ZM55 158V159H56ZM199 159H200V156L198 157ZM211 159L213 158V157H210ZM215 158V157H214ZM215 158V159H216ZM247 158H248V156H247ZM253 158V157H252ZM68 159H69V157H68ZM76 159V158H75ZM122 159V158H121ZM165 159V158H164ZM215 159H214V161H215ZM219 159V158H218ZM221 159V158H220ZM250 159V158H249ZM7 160H8V158H7ZM54 160V159H53ZM123 160V159H122ZM166 161H167V159H165ZM195 160V159H194ZM252 160V159H251ZM13 161V165L15 166V167H17L21 172H22V174L26 177V179H27V181H28V183H29V185H30V187H31V189L32 190H34L33 188H35V191L37 192V195L40 197V199H42L41 201H43V203L45 204V206H46V209L47 210H49V211H52L53 210V208L55 207V206H57L58 208V211H59V215H60V219H59V221H58V219H57V222L55 223V225H54V231L56 232V233H61L62 235H64L66 238H67V240H66V242H65V244H64V249H63V254H65L66 256H67V258H68V262H70L71 264H89V259H88V256L85 254V251H84V248L83 247H85V246H83V244H82V242H83V240L85 239L84 237H85V225L83 224V222L82 221H80L79 219H80V217H79V219H78V215H77V213L75 212V210H74V207H73V205L72 204H70V203H66V201H63L64 199H62V197L60 196V193H59V195L57 194V192H54L53 190H51V189H49L50 188V186H49V188H47V187H45L43 184H41L40 185V187L37 189L36 188V185H37V183L38 182H40L41 181V179H40V181H39V179H38V173L36 174V173H34L32 170H30L25 164H23L22 162H17L15 159L14 160H12ZM52 161V160H51ZM65 161V160H64ZM80 161V160H79ZM165 161V162H166ZM196 161V160H195ZM219 161V160H218ZM217 160L215 161V162H217V163H219ZM31 162V161H30ZM55 162H58V161H55ZM54 162V163H55ZM72 162V161H71ZM122 162V161H121ZM132 162V161H131ZM194 162V161H193ZM197 162V161H196ZM195 162V163H196ZM198 162H200L199 160H198ZM36 163V162H35ZM37 163H38V161H37ZM60 163V162H59ZM66 162H64V164H65ZM90 163V162H89ZM123 163V162H122ZM167 164H168V162H166ZM210 163H211V161H210ZM212 163H213V159H212ZM222 163H224V161L222 162ZM4 164V163H3ZM2 164V165H3ZM58 164V163H57ZM56 164V165H57ZM70 164V163H69ZM68 164V165H69ZM74 164V163H73ZM77 164V163H76ZM85 164V163H84ZM124 164V163H123ZM152 164V163H151ZM6 165V164H5ZM36 166H37V164H35ZM55 165V166H56ZM104 165H105V163H104ZM194 165V164H193ZM213 165V164H212ZM218 165V164H217ZM216 165V166H217ZM224 165H225V163H224ZM0 166H1V164H0ZM12 166V165H11ZM14 166H12V167H14ZM42 166V165H41ZM53 166V165H52ZM120 166V165H119ZM122 166V165H121ZM126 166V165H125ZM128 166V165H127ZM154 166V165H153ZM197 166V165H196ZM219 166V165H218ZM3 167H6V166H3ZM2 167V168H3ZM32 167V166H31ZM105 167V166H104ZM129 167V166H128ZM190 167V166H189ZM214 167H215V165H214ZM219 167H221V166H219ZM219 167H218V169H219ZM225 167V166H224ZM254 167V166H253ZM42 168V167H41ZM47 168V167H46ZM51 168V167H50ZM60 168H62V167H60ZM88 168V167H87ZM98 168V167H97ZM213 168V167H212ZM4 169V168H3ZM6 169V168H5ZM44 169H45V167H44ZM56 169V168H55ZM108 169V168H107ZM138 169H140L139 168V166H138ZM171 169V168H170ZM206 169V168H205ZM208 169V168H207ZM215 169V168H214ZM221 169V168H220ZM219 169V170H220ZM224 169V168H223ZM9 170V169H8ZM16 170V169H15ZM35 170V169H34ZM51 170V169H50ZM60 170V169H59ZM65 170V169H64ZM103 170V169H102ZM119 170H121V169H119ZM126 170V169H125ZM136 170H137V168H136ZM192 170H193V168H192ZM195 170V169H194ZM193 170V171H194ZM211 170V169H210ZM225 170H227V166H226V169H224V172H225ZM39 171V170H38ZM56 171H58V167H57V170ZM62 171V170H61ZM72 171V170H71ZM75 171V170H74ZM138 171V170H137ZM150 171V170H149ZM217 171V170H216ZM222 171V170H221ZM233 171V170H232ZM238 171V170H237ZM53 172V171H52ZM59 172V171H58ZM70 171H68V173H69ZM88 172V171H87ZM98 172V171H97ZM102 172V171H101ZM142 172V171H141ZM205 172H208V170L207 171H205ZM211 172V171H210ZM229 172H230V170H229ZM235 172V171H234ZM6 173H8V171H7V169H6ZM40 173V172H39ZM48 173V172H47ZM46 173V174H47ZM56 173V172H55ZM65 173V172H64ZM75 173V172H74ZM221 173H223V172H221ZM9 175H10V173H8ZM50 174H52V173H50ZM59 174L62 176V174H63V172L61 173V172H59ZM58 174V175H59ZM153 174V173H152ZM164 174V173H163ZM215 174V173H214ZM213 174V175H214ZM224 174V173H223ZM230 174V173H229ZM57 175V177H58V181H59V179L61 178L60 176H58ZM75 175H76V173H75ZM144 175V174H143ZM150 175V174H149ZM192 175V174H191ZM213 175H208V177L210 176V177H212ZM231 175V174H230ZM249 175V174H248ZM260 175V174H259ZM4 176H6V175H4ZM66 176H68V175H66ZM142 176V175H141ZM232 176V175H231ZM3 177V176H2ZM60 177V178H59ZM88 177V176H87ZM123 177V176H122ZM210 177H209V180H211L210 179ZM251 177V176H250ZM6 178V177H5ZM8 178V177H7ZM6 178V179H7ZM128 178V177H127ZM142 178V177H141ZM213 178V177H212ZM238 178V177H237ZM252 178V177H251ZM258 178V177H257ZM2 179V178H1ZM45 179V178H44ZM64 179V178H63ZM78 179V178H77ZM240 179V178H239ZM253 179V178H252ZM8 180V179H7ZM14 180V179H13ZM68 180V179H67ZM70 180H72V179H70ZM148 180V179H147ZM208 180V181H209ZM213 180H214V178L212 179V182H213ZM254 181H255V179H253ZM5 181V180H4ZM51 181V180H50ZM139 181V180H138ZM232 181V180H231ZM257 181H259V180H257ZM52 182V181H51ZM59 182H61V181H59ZM128 182V181H127ZM211 182V181H210ZM249 182V181H248ZM43 183V182H42ZM53 183V182H52ZM83 183V182H82ZM143 183H145L144 181H143ZM148 183H149V181H148ZM158 183V182H157ZM253 182H251L250 184H252ZM255 183V182H254ZM46 184V183H45ZM61 184V183H60ZM67 184V183H66ZM73 184V183H72ZM103 184V183H102ZM210 184H212V183H210ZM215 184H218V183H216V181H215ZM214 184V185H215ZM65 185V184H64ZM68 185V184H67ZM69 185H70V183H69ZM68 185V186H69ZM80 185H82V184H80ZM260 185V184H259ZM54 186H56V185H54ZM66 186V185H65ZM79 186V185H78ZM78 186L76 187V189L78 188ZM144 185L141 183V180H140V186H139V188L141 189L142 188V190L144 191V192H146V187L144 186ZM216 186V185H215ZM240 186H241V184H240ZM247 186V185H246ZM256 186H257V184H256ZM12 187V186H11ZM33 187V188H32ZM57 187V186H56ZM61 187V186H60ZM84 187V186H83ZM103 187H104V185H103ZM106 187V186H105ZM217 187H218V185H217ZM242 187V186H241ZM10 188V187H9ZM28 188V187H27ZM214 188V187H213ZM220 188V187H219ZM247 188V187H246ZM254 188V187H253ZM257 188V187H256ZM12 189H15V188H12ZM95 189V188H94ZM217 189V188H216ZM64 190V189H63ZM139 190V189H138ZM256 190V189H255ZM31 191V190H30ZM79 191V190H78ZM89 191V190H88ZM134 191V190H133ZM246 191H247V189H246ZM257 191V190H256ZM63 192V191H62ZM86 192V191H85ZM139 192V191H138ZM191 192V191H190ZM34 193V192H33ZM70 193V192H69ZM89 194V193H88ZM92 194V193H91ZM139 194H140V192H139ZM6 195V194H5ZM84 195H86V194H84ZM99 195V194H98ZM108 195H109V193H108ZM149 195V194H148ZM154 195H156V194H154ZM198 195H201V194H198ZM217 196V195H216ZM27 197V196H26ZM83 197V196H82ZM99 197V196H98ZM101 197V196H100ZM198 197V196H197ZM65 198V197H64ZM116 198V197H115ZM142 198V197H141ZM214 198V197H213ZM4 199V198H3ZM77 199V198H76ZM75 199V200H76ZM211 199H212V196H211ZM28 200V199H27ZM39 200V199H38ZM67 200H70V199H67ZM84 200H85V198H84ZM254 200H255V203L258 205V207H259V209L261 210V212H264V196H262L261 194H257V195H255V197H254ZM4 201V200H3ZM159 201V200H158ZM198 201H202V200H198ZM33 203H34V201H32ZM36 202V201H35ZM68 202V201H67ZM70 202V201H69ZM99 202V201H98ZM131 202V201H130ZM245 202H246V200H245ZM41 203V202H40ZM78 203H79V201H78ZM148 203V202H147ZM201 203V202H200ZM199 203V204H200ZM217 203V202H216ZM1 204H2V202H1ZM81 204V203H80ZM87 204V203H86ZM108 204V203H107ZM149 204V203H148ZM196 204H198V203H196ZM214 204V203H213ZM249 204V203H248ZM13 205V204H12ZM39 205V204H38ZM94 205H96L95 203H94ZM106 205V204H105ZM146 205V204H145ZM154 205V204H153ZM158 205V204H157ZM250 205V204H249ZM79 206V205H78ZM82 206V205H81ZM84 206H86V205H84ZM172 206V205H171ZM190 206V205H189ZM34 207H35V205H34ZM80 207V206H79ZM99 208H100V206H98ZM106 207V206H105ZM104 207V208H105ZM149 207H150V205H149ZM157 207H159V205L157 206ZM199 207V206H198ZM208 208H207V211H208V215H209V218H210V221H211V226H212V233L210 234V236H211V238H210V236H209V240H211V239H213V237L215 236H217L216 235V232H217V230L219 229V227H221V225H222V220H221V218L219 217V216H217L215 213H213L211 210H209V206H207ZM218 207V206H217ZM220 207V206H219ZM238 207H239V205H238ZM248 207V206H247ZM6 208V207H5ZM23 208V207H22ZM30 208V207H29ZM36 208V207H35ZM88 208V207H87ZM86 208V209H87ZM98 208V209H99ZM102 208V207H101ZM151 208V207H150ZM216 208V207H215ZM252 208V207H251ZM56 209V210H57ZM106 209H107V207H106ZM158 209L159 208H157V211H158ZM194 209H195V207H194ZM204 209V208H203ZM248 209V208H247ZM39 210V209H38ZM82 210V209H81ZM96 210H97V208H96ZM151 210V209H150ZM239 210H240V208H239ZM252 210V209H251ZM79 211V210H78ZM84 211V210H83ZM103 211V210H102ZM194 211V210H193ZM241 211V210H240ZM238 212L239 214H242L241 212ZM248 212H249V210H247ZM255 211V210H254ZM53 212V211H52ZM107 212H108V210H107ZM139 212V211H138ZM141 212V211H140ZM143 212V211H142ZM146 212V211H145ZM206 212V211H205ZM220 212V211H219ZM258 212V211H257ZM87 213V212H86ZM160 213V212H159ZM196 213V212H195ZM236 213V212H235ZM238 213H237V217H239V216H241V215H238ZM252 213H253V211H252ZM259 213V212H258ZM39 214V213H38ZM45 214V213H44ZM53 214V213H52ZM204 214V213H203ZM226 214V213H225ZM249 214V213H248ZM262 214V213H261ZM43 215V214H42ZM55 215V214H54ZM151 215H152V212H151ZM156 215V214H155ZM236 215V214H235ZM88 216V215H87ZM95 216V215H94ZM105 216V215H104ZM142 216V215H141ZM147 216V215H146ZM149 217V216H148ZM221 217H222V215H221ZM225 217V216H224ZM233 217V216H232ZM244 217V216H243ZM254 217V216H253ZM39 218V217H38ZM234 219H235V221L232 223V230L234 231V232H236L237 233V235L239 236V243L237 244V246H238V249L241 251V258L242 259H245L246 261H248V262H251V260H252V257H254V256H252V254L257 250V248H258V246L259 245H261L262 244V241H260L261 243H258L257 244V242H255L254 240H256V239H254V237H255V235L254 234H252V236H248L247 234H246V231L244 232V230H243V228L241 227V224L238 222V220L241 222V220L240 219H238L237 220V218H235V217H233ZM241 218H242V216H241ZM262 218V217H261ZM25 219V218H24ZM45 219V218H44ZM94 219H95V217H94ZM108 219H110V218H108ZM112 219V218H111ZM115 219V218H114ZM126 219V218H125ZM145 219H147V218H145ZM243 219H245V218H243ZM10 220V219H9ZM46 220V219H45ZM56 220V219H55ZM96 220V219H95ZM105 220V219H104ZM121 220H122V218H121ZM151 220H152V218H151ZM223 220H225L224 218H223ZM230 220V219H229ZM252 220V219H251ZM260 220H262V219H260ZM34 221V220H33ZM97 221V220H96ZM107 221V220H106ZM253 221V220H252ZM47 222V221H46ZM109 222V221H108ZM112 222V221H111ZM148 222V221H147ZM152 222V221H151ZM208 222H209V219H208ZM225 222V221H224ZM245 222H246V220H245ZM255 222V221H254ZM11 223V222H10ZM43 223V222H42ZM91 223V222H90ZM102 223V222H101ZM115 222L113 221V224H114ZM119 223V222H118ZM149 223V222H148ZM242 224H243V221L241 222ZM122 224V223H121ZM204 224V223H203ZM225 224V223H224ZM246 224V223H245ZM254 224V223H253ZM256 224V223H255ZM254 224V225H255ZM90 225V224H89ZM93 225V224H92ZM99 225V224H98ZM109 225V224H108ZM128 225V224H127ZM145 225H146V227H147V230L149 229V225L148 224H144V220H142V218L139 216L138 217V219H137V221H136V223H133L132 224V226H131V228L129 229L128 227H127V229H125V231L123 232V234L124 235H128V234H130L131 233V237L129 238H126V240H125V246H123V248L122 249H120L121 247H120V242H123L124 241V236L121 234L120 236H118V235H113L112 237L114 238V240H113V243L115 244V246H116V248L118 249V251H119V254H120V256L118 257V264H135L134 263V260L135 259H139V260H145L146 258H147V260L149 261V260H151L150 259V257H154V247L152 246V243L151 244H149L148 246H146V250H141L140 248H139V244H141V242L144 240V239H147V241L149 240L148 239V237H143V233L141 234V232H142V230H144V229H146V227H145ZM17 226V225H16ZM88 226V225H87ZM96 226V225H95ZM100 226V225H99ZM103 226V225H102ZM120 226V225H119ZM123 226V225H122ZM231 226V225H230ZM244 226V225H243ZM247 226V225H246ZM256 226V225H255ZM52 227V226H51ZM103 227H106V226H103ZM110 227V226H109ZM121 227V226H120ZM151 227V226H150ZM227 227V226H226ZM248 227V226H247ZM246 227V228H247ZM110 228H112V226L110 227ZM160 228H161V226H160ZM225 228V227H224ZM231 228V227H230ZM245 228V229H246ZM93 229V228H92ZM115 229H116V227H115ZM122 229V228H121ZM124 229V228H123ZM226 229V228H225ZM247 229H249V228H247ZM258 229V228H257ZM17 230V229H16ZM151 230V229H150ZM210 230H211V228H210ZM231 229H230V231H232ZM105 231V230H104ZM116 231V230H115ZM146 231V230H145ZM161 230H159V232H160ZM226 231V230H225ZM233 231H232V233H233ZM90 232H91V230H90ZM128 232V233H127ZM152 232V231H151ZM147 233V232H146ZM161 233V232H160ZM166 233V232H165ZM97 234V233H96ZM103 234V233H102ZM152 234V233H151ZM206 234V233H205ZM223 234H225V233H223ZM257 234V233H256ZM89 235H90V233H89ZM91 235H92V233H91ZM90 235V236H91ZM159 235V234H158ZM163 235V234H162ZM162 235H161V237H162ZM231 235V234H230ZM54 236V235H53ZM103 236V235H102ZM108 236H111V235H108ZM145 236V235H144ZM146 236H147V234H146ZM232 236H233V234H232ZM55 237V236H54ZM63 237V236H62ZM199 237H200V234H199ZM236 237V236H235ZM261 237V236H260ZM87 238V237H86ZM163 238V237H162ZM169 238H170V234H169ZM206 238V237H205ZM223 238V237H222ZM257 238V237H256ZM37 239H39V238H37ZM92 239V238H91ZM104 239V238H103ZM106 239V238H105ZM160 239V238H159ZM158 239V240H159ZM196 239V238H195ZM202 239V238H201ZM224 239V238H223ZM230 239H232V238H230ZM233 239H235L236 240V238H233ZM257 239H259V238H257ZM35 240V239H34ZM55 241L57 240V239H54ZM60 240V239H59ZM162 240V239H161ZM164 240V239H163ZM162 240V241H163ZM209 240H207L206 239V243H204V245H202V251L208 256V259L209 258H215V260H216V262H217V264H220V262L222 261H231L232 259V257H231V253H230V251H228V250H225V251H221L220 252V256L219 255H215L214 254V252H213V250L211 249V246H210V243H209ZM225 240V239H224ZM223 240V241H224ZM29 241H30V238H29ZM85 241V240H84ZM105 241V240H104ZM150 241V240H149ZM197 241V240H196ZM201 241V240H200ZM230 241H232V240H230ZM257 241V240H256ZM35 242V241H34ZM37 242V241H36ZM61 242V241H60ZM92 242V241H91ZM168 242V241H167ZM173 242V241H172ZM202 242V241H201ZM200 242V243H201ZM228 242H229V240L227 241V245H228ZM58 243V242H57ZM84 243V242H83ZM111 243V242H110ZM157 243H159L158 241H157ZM226 243V242H225ZM234 243V242H233ZM156 244V243H155ZM164 244H165V242H164ZM201 244H203V243H201ZM35 245V244H34ZM58 245V244H57ZM60 245V244H59ZM97 245V244H96ZM104 245V244H103ZM113 245V244H112ZM187 245H189V244H187ZM186 245V246H187ZM100 247H101V245H99ZM108 246V244L107 245H105V250H106V247ZM158 246V245H157ZM160 246V245H159ZM237 246H236V248H237ZM60 247H61V245H60ZM90 247V246H89ZM59 248V247H58ZM115 248V249H116ZM142 248V247H141ZM212 248H214V247H212ZM99 249V248H98ZM111 249V248H110ZM109 249V250H110ZM165 249V248H164ZM163 249V250H164ZM174 249V248H173ZM233 249V248H232ZM260 249V248H259ZM90 250V249H89ZM109 250H106V251H108V253H109ZM166 250V249H165ZM165 250H164V252H165ZM238 250V251H239ZM91 251V250H90ZM167 251V250H166ZM260 251V250H259ZM46 252V251H45ZM116 252V251H115ZM161 252H162V250H161ZM194 252V251H193ZM200 252V251H199ZM202 252V253H203ZM260 252H262V251H260ZM41 253V252H40ZM39 253V254H40ZM89 253V252H88ZM111 253V252H110ZM201 253V252H200ZM201 253V254H202ZM240 253V252H239ZM62 254V253H61ZM91 254V253H90ZM162 254V253H161ZM165 254V253H164ZM176 254V253H175ZM195 254V253H194ZM196 254H197V252H196ZM259 254V253H258ZM257 254V256H261V255H258ZM42 255V254H41ZM92 255H94V254H92ZM109 255V254H108ZM107 255V253L103 250V252L101 251V252H99V251H97L96 252V254L94 255L95 257H97V258H94V256H93V262L95 263V264H117L116 262H114L113 261V259L112 258H110L109 256ZM156 255V254H155ZM203 255V254H202ZM35 256V255H34ZM62 256V255H61ZM106 256V257H105ZM111 256V255H110ZM162 256V255H161ZM199 256V255H198ZM238 256V255H237ZM237 256H236V258H237ZM49 257V256H48ZM60 257V256H59ZM89 257H90V255H89ZM187 257V256H186ZM61 258V257H60ZM65 258V257H64ZM161 258V257H160ZM165 258V257H164ZM166 258H167V256H166ZM169 258V257H168ZM190 258V257H189ZM203 258H205L204 256H203ZM202 258V259H203ZM234 258V257H233ZM240 258V259H241ZM31 259V258H30ZM45 259V258H44ZM98 261H97V260ZM155 259V258H154ZM158 259V258H157ZM196 259H197V256H196ZM199 259H200V257H199ZM198 259V260H199ZM235 259V258H234ZM238 259V258H237ZM236 259V260H237ZM262 259V258H261ZM160 259H158V261H159ZM204 260V259H203ZM202 260V261H203ZM214 260V261H215ZM171 261V260H170ZM200 261V260H199ZM198 261V262H199ZM204 261H207V260H204ZM203 261V262H204ZM234 261V260H233ZM257 261V260H256ZM262 261H264V260H262ZM43 262V261H42ZM48 262H50V261H48ZM65 262V261H64ZM67 262V263H68ZM154 262V261H153ZM156 262H157V260H156ZM162 262V261H161ZM194 262V261H193ZM201 262V261H200ZM199 262V263H200ZM245 262V261H244ZM38 263H39V261H38ZM53 263V262H52ZM150 263H152V262H150L149 261V264ZM158 263V262H157ZM202 263V262H201ZM200 263V264H201ZM207 263V262H206ZM214 263V262H213ZM36 264V263H35ZM64 264V263H63ZM93 264V263H92ZM143 264H148V262L146 263V262H144L143 261ZM153 264V263H152ZM155 264V263H154ZM159 264V263H158ZM164 264V263H163ZM166 264V263H165ZM167 264H170V262H169V260H167ZM173 264H175V262H173ZM181 264V263H180ZM211 264V263H210ZM239 264V263H238Z\"/></svg>","mask_w":264,"mask_h":264}]
</instances>
